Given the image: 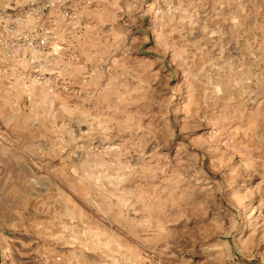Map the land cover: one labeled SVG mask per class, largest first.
Masks as SVG:
<instances>
[{
    "label": "rangeland",
    "instance_id": "374dc122",
    "mask_svg": "<svg viewBox=\"0 0 264 264\" xmlns=\"http://www.w3.org/2000/svg\"><path fill=\"white\" fill-rule=\"evenodd\" d=\"M28 1L0 0V264H264V0H58L54 93L4 56Z\"/></svg>",
    "mask_w": 264,
    "mask_h": 264
},
{
    "label": "built area",
    "instance_id": "2783aa9c",
    "mask_svg": "<svg viewBox=\"0 0 264 264\" xmlns=\"http://www.w3.org/2000/svg\"><path fill=\"white\" fill-rule=\"evenodd\" d=\"M60 6L58 0H29L26 5V14L37 20L39 28H36L32 33L14 37L6 42L4 56L7 60L21 63L26 59L31 63H39V65L27 69L23 73V76L28 77V88L40 86L46 88L50 93H54L60 88L68 89V86L63 82L60 84L57 79L52 78L42 66V59L46 57L56 38L49 26L55 22L52 18L47 19ZM65 14L70 16L69 11H65ZM46 21L48 26L45 25Z\"/></svg>",
    "mask_w": 264,
    "mask_h": 264
}]
</instances>
